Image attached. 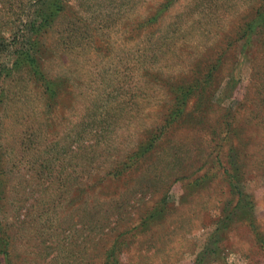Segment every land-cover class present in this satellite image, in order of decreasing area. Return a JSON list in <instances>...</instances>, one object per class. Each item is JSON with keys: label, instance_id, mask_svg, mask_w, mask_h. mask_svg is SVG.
<instances>
[{"label": "rangeland", "instance_id": "rangeland-1", "mask_svg": "<svg viewBox=\"0 0 264 264\" xmlns=\"http://www.w3.org/2000/svg\"><path fill=\"white\" fill-rule=\"evenodd\" d=\"M233 167L260 243L214 238ZM0 238V264H264V0H0Z\"/></svg>", "mask_w": 264, "mask_h": 264}, {"label": "trees", "instance_id": "trees-1", "mask_svg": "<svg viewBox=\"0 0 264 264\" xmlns=\"http://www.w3.org/2000/svg\"><path fill=\"white\" fill-rule=\"evenodd\" d=\"M34 46L35 45H33L32 48H30V49L34 50L33 49ZM26 60L28 61V63L31 66L33 64H35V61L33 60L30 53H28ZM238 173H239V170L237 168L233 167V171L231 168L229 170V178L230 179L228 182H230V188H231L230 194H231L232 200L229 203H227V205L225 206V208L223 210L224 215H223L222 219L220 220V222L218 223V228L216 230L214 238L216 239V237H218L222 233L228 231V229H230L235 223L245 222V223H248L250 225L251 229H253L255 231L257 239L259 238V241H257V242L260 243V239H261V237L259 236L260 233L258 232L257 227L255 226L256 217L254 214V203L251 200L250 196L248 194H246L245 192H243L242 189L240 188V186L238 185L239 181H240V179H239L240 175H238ZM152 217H153V215L151 216V218ZM261 245L264 247V243H262ZM4 252H7L6 251V244L0 238V255H2V254L7 255V253H4ZM206 252L213 254L215 252V250L208 249ZM109 253L110 254H109L108 259H107L105 264H121V262H120L118 256L116 255L114 249L112 251H110Z\"/></svg>", "mask_w": 264, "mask_h": 264}]
</instances>
